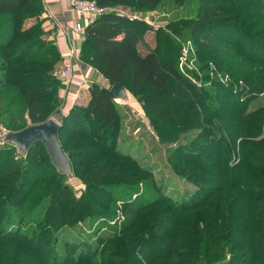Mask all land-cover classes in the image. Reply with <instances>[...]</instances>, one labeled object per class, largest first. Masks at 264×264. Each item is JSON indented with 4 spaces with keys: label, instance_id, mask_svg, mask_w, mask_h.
<instances>
[{
    "label": "trees",
    "instance_id": "16d2710c",
    "mask_svg": "<svg viewBox=\"0 0 264 264\" xmlns=\"http://www.w3.org/2000/svg\"><path fill=\"white\" fill-rule=\"evenodd\" d=\"M94 1L108 11L87 26L80 56L84 64L93 66L109 81L110 87L92 82L88 104L73 107L58 129L73 173H80L89 185L92 180L82 165L77 166L80 162H89L92 179L108 178L123 163H137L131 154L117 149L121 112L110 91L114 84L124 86L157 122L178 118L175 104L196 111L195 120L208 131L209 140L192 142L213 147L212 152L220 148L218 155L209 159L191 146L180 147L196 165L191 173L183 175L198 188L192 198L175 201L125 180L90 185L89 190L106 194L115 210H124L122 219L115 220L114 215H106L103 210L98 219L105 218L109 224L114 221L125 232L139 224L143 212L159 211L146 236L135 248H130L133 256L150 255L151 264H264V106L244 112L242 105L243 94L250 99L263 92V86L240 91L217 77L210 84L204 81L198 85L182 66L187 42L197 44L198 38L213 40L218 34L240 31L238 24L233 27L231 20L218 18L220 10L228 12V4L225 5L228 1L202 0V15L185 28L179 25L155 28L121 11L136 13L154 10L163 3L182 5L187 0ZM43 13V0H0V72L7 77L5 84H0V112L8 109L12 100L9 92L14 88L25 99L31 124L50 117L45 113V103L57 89L59 79L54 71L63 62L56 41L50 39L44 28ZM29 21L33 23L27 26ZM149 31L154 32L155 45L142 54L138 46L145 43ZM249 36L257 44L253 45L264 48V41L253 34ZM206 56L197 60V65L203 76L210 78L213 73L210 61L219 57L213 50L207 51ZM225 99L234 103L220 102ZM224 105L235 118L227 126L219 115L210 116L206 110L208 106L226 116ZM24 118L21 124L14 120L10 129H25L30 124ZM69 134L84 139L82 143L89 147L72 149L67 143ZM230 135L240 139L242 157L238 162L233 161L237 158L235 154L232 160L234 150L228 146V159L223 158L222 148L233 143ZM39 144L47 150L43 141H36L25 156L16 153L9 143L0 148V264H32L25 259L24 250L35 252L43 264H57L62 257L50 235L55 226L76 220L84 212L83 206H88L84 203H89L87 209L92 213L98 212L87 196L77 198L74 189L65 182L69 174L58 169L48 150L44 160L36 159L33 152ZM247 160L252 162L251 166ZM141 169L149 180L154 179L150 168ZM138 173L131 171L128 178ZM40 182L44 188L36 202L27 205L31 207L27 214L25 201ZM109 252L105 258L112 254ZM132 264L143 263L136 258Z\"/></svg>",
    "mask_w": 264,
    "mask_h": 264
},
{
    "label": "rangeland",
    "instance_id": "374dc122",
    "mask_svg": "<svg viewBox=\"0 0 264 264\" xmlns=\"http://www.w3.org/2000/svg\"><path fill=\"white\" fill-rule=\"evenodd\" d=\"M227 1L225 5L228 4V12L220 10L218 18L231 20L233 27L238 24L240 31L231 30L233 32H224L218 34L213 40L198 38L199 42L197 44L187 42L184 47L186 60H184L183 68L185 72L187 71L188 77L198 85H201L204 81L210 84L213 78L217 77L220 81L225 79L226 85L233 84L235 89L240 91L248 90L250 86H263V92L250 99L243 94L242 97L245 101L242 99V105H244V112H246L247 110L251 111L259 106H264V48L255 46L257 44L249 36L253 34L260 41H264V0ZM203 11L202 0H187L182 5L163 3L154 10L140 11L136 12V14L144 17L147 23L155 28L174 25L185 28L193 19H196L200 14L202 15ZM252 43H255V45ZM154 45V32L149 31L145 36V43H140L138 49L142 54H145ZM211 50L219 58L216 61H210L212 63L209 64V69L213 73L210 78H206L203 76V70L197 65V60L207 57L206 52ZM249 57L254 58V60L249 59ZM84 65L86 67L89 66V70L91 69L90 74L87 69H83ZM94 71L95 68L93 66L83 64L81 60L73 73L74 79L72 82L69 83L59 79L54 95L46 100V115L53 116L62 123L63 118L73 107L87 105L85 101L86 93L88 86L91 84L87 81L92 79ZM6 81L7 77L0 72V84L4 85ZM72 85H76L77 91L74 88L73 90L69 88ZM71 93H75L73 95L78 97L73 104L69 100ZM9 95L12 100L10 105H7L8 109L0 112V125L8 132L12 131L10 124L14 120L21 124L24 122V117H26L28 124H31L26 110V102L21 93L12 88ZM229 99L232 100L233 97ZM220 102L223 104L224 102L226 104L227 102L230 104L234 103V101H228V99ZM117 103L121 112L117 149L123 153L131 154L137 160V163L133 165L123 163L108 178L92 179V168L89 166V162H80L77 166L82 165L83 170H86L85 173L90 175V181L92 180L89 185V181H86L80 173L66 175L65 182L74 189L77 198L82 199L87 196L90 203L94 205L95 211L98 212L92 213L87 209L89 203H84L88 206H83L82 211L84 212L81 211L82 213L77 216L76 220L68 222L62 227L55 226L50 234L55 242L53 240L50 242H54L61 253L62 258L57 260V264H132V260L136 258L143 264H151L153 259L150 255L139 253L137 256H133L130 248H135L134 245L138 244L146 236L157 220L159 211L147 210L143 212L139 224L135 228L123 232L117 228V224L114 221H110L111 224H109L107 219H98L97 215L103 210L106 215H114L116 217L115 220H117L124 217V210L121 208L115 210L110 204V199L105 196L106 194L93 189L89 190L90 185L125 180L131 183H139L142 190L146 192L159 193L160 195L163 193L175 201H181L192 198L194 196L193 193L198 188L186 177H183V175L191 173L192 168L196 165L185 156V151H180V147L191 146L194 149H198L206 157L208 156L209 159H214L220 150V148L217 151L214 149L215 152H212L213 147H205L199 142H192L194 139L198 141L209 140L206 137V132L208 131L195 120V118H198L197 112L183 108L184 105H174L178 118L173 117L168 122H157L148 116L143 109V105L130 92L127 100L120 99L117 100ZM224 107H226V109L224 108L227 113L226 116L210 110L208 106L206 110L210 116L219 115L227 126L229 123L235 122V118L231 115L227 106L224 105ZM203 133L205 134L202 135ZM3 137L1 135L0 140H3ZM231 138L233 141L230 144L231 146L226 143L225 148H222L223 158L228 159L229 153L226 149L228 146V148H231L230 150H234L232 160L235 154L237 158H234L233 161H239L242 157V152L240 154V143H238L240 139L236 140L235 136H231ZM83 140L76 135L69 134L67 143L72 149L89 147L87 144L82 143ZM5 147L6 145H0V148ZM175 148L179 152H176ZM242 151L244 152V149ZM15 152L22 154L17 147H15ZM22 155L25 156V154ZM33 155L38 160H44L45 156H47L45 146L39 144ZM247 165L251 166L252 162L247 160ZM141 168H150L154 172L155 180H149L144 176ZM131 171L139 173L135 177L128 178V174ZM36 187V190L25 201L27 214L31 211V207L27 205L36 202L35 199L39 197V193L44 188L42 182ZM110 225L114 227L112 228ZM23 227H25V224ZM150 236L149 234L148 237ZM157 238L154 237V239ZM159 251L157 250L156 252ZM22 252L24 255L26 254L25 259L31 260L32 264H43L41 257L36 255L35 252H26L25 250ZM107 252L112 254L105 258L104 255Z\"/></svg>",
    "mask_w": 264,
    "mask_h": 264
},
{
    "label": "crops",
    "instance_id": "0c3cea01",
    "mask_svg": "<svg viewBox=\"0 0 264 264\" xmlns=\"http://www.w3.org/2000/svg\"><path fill=\"white\" fill-rule=\"evenodd\" d=\"M44 1V13L42 15V18H44V28L48 32L50 39H54L63 55V57L66 56V51L68 49L69 45H75L79 49L81 48L82 41L84 37H81L75 33H73L71 27L76 23L80 22L84 26H88L90 17H83L75 10L70 9L66 3L63 0H43ZM33 23V21H29L27 26H30ZM65 26H70V29H65ZM63 28L65 29V33L63 31ZM63 63V62H62ZM84 64V63H83ZM89 66L83 67V69H87L90 74L91 69L89 70ZM94 75L92 79L88 80L87 82H98L101 83L102 86L110 87L109 81L104 78L98 70L95 69V71L92 73ZM100 76L101 79H100ZM76 85H72L71 90L76 89ZM90 87V85L88 86ZM79 88V87H78ZM79 91V90H78ZM75 92V90H74ZM75 93H71V97L69 100H71V103L73 104L75 100L78 98L77 95H73ZM90 100V92L89 88L86 93V99L85 101L89 102Z\"/></svg>",
    "mask_w": 264,
    "mask_h": 264
},
{
    "label": "water",
    "instance_id": "95a60500",
    "mask_svg": "<svg viewBox=\"0 0 264 264\" xmlns=\"http://www.w3.org/2000/svg\"><path fill=\"white\" fill-rule=\"evenodd\" d=\"M110 91L116 100L128 99V90L120 84L112 85ZM60 126V121L51 116L45 122L30 124L20 131H10L3 137V141L17 147L22 154H25L34 142L43 141L58 169L72 175L70 159L64 152L58 135Z\"/></svg>",
    "mask_w": 264,
    "mask_h": 264
},
{
    "label": "built area",
    "instance_id": "2783aa9c",
    "mask_svg": "<svg viewBox=\"0 0 264 264\" xmlns=\"http://www.w3.org/2000/svg\"><path fill=\"white\" fill-rule=\"evenodd\" d=\"M63 1L66 3V5L70 9L75 10L81 16L90 17L89 24H91L97 17H99L100 15L108 11V8L99 6L94 0H63ZM121 13L128 14L133 19H140V20L147 22V20L144 17L137 15L135 12L131 13V12H128V11L126 12L122 10ZM86 28L87 26L82 25L80 22H76L71 27L73 33L81 37H84ZM65 29L69 30L70 26H65ZM65 29L63 28L64 33H65ZM65 54L66 56L63 57V63L61 64L59 68H57L54 71V76L60 80L68 81L70 83L73 81L74 79L73 73L76 67L79 65V62L81 61L80 49L76 47L74 44L69 45ZM184 60H186L185 51L182 56V61H183L182 66L184 64ZM222 81L224 82L225 79H223ZM0 132H1L0 137L1 135L3 137L7 133H9L8 130H6L2 125H0ZM5 144L6 143L3 140H0V145H5Z\"/></svg>",
    "mask_w": 264,
    "mask_h": 264
}]
</instances>
